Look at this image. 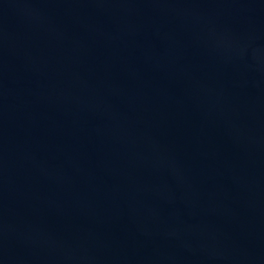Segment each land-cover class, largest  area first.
<instances>
[{"label": "water", "instance_id": "95a60500", "mask_svg": "<svg viewBox=\"0 0 264 264\" xmlns=\"http://www.w3.org/2000/svg\"><path fill=\"white\" fill-rule=\"evenodd\" d=\"M0 264H264V0H0Z\"/></svg>", "mask_w": 264, "mask_h": 264}]
</instances>
